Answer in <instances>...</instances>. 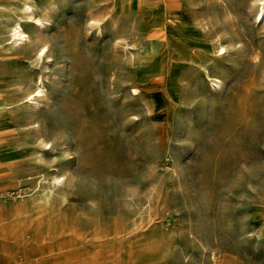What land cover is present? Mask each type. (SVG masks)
Masks as SVG:
<instances>
[{
  "label": "rangeland",
  "instance_id": "1",
  "mask_svg": "<svg viewBox=\"0 0 264 264\" xmlns=\"http://www.w3.org/2000/svg\"><path fill=\"white\" fill-rule=\"evenodd\" d=\"M19 1L0 0V264H264L256 1L183 0L168 17L226 47L193 57L176 104L142 70L171 58L165 25L145 23L162 0H27L49 21L43 58L8 39L11 13L32 22ZM206 72L220 89L200 83Z\"/></svg>",
  "mask_w": 264,
  "mask_h": 264
},
{
  "label": "bare ground",
  "instance_id": "2",
  "mask_svg": "<svg viewBox=\"0 0 264 264\" xmlns=\"http://www.w3.org/2000/svg\"><path fill=\"white\" fill-rule=\"evenodd\" d=\"M255 1L258 4V10L256 11L255 16H254V23L255 24H262V23H264V0H255ZM183 7H184V1L183 0H162V2L160 3V6L155 7L154 9L151 10V12L149 13V15L147 16L146 21H145L146 25L150 26V27H155V28L158 27L159 28V27H161V25H165V27L163 28L164 39H165L164 42L166 45H168L170 47L171 58L168 60V62L166 64H163L162 61H160V60H154L153 62H146V64L144 66H142V70H148L149 72L155 73L159 76V81L161 83V88H162V96L166 101H168L171 104H176L178 101L180 102V100H179L180 88H179L178 78H179L180 74L182 75V72L188 70L186 68L189 67V64L192 62L193 57L195 55H208L209 56V55H211L212 52L217 53V54H221V53L223 54L226 52L225 45L222 44V42L218 38L215 40H212L211 38L210 39L206 38L205 36H203L201 34L199 27L194 28L192 31L187 32L185 34H179L176 31V29H174L170 25H167V21L169 19L168 17L184 15V8ZM19 9H20V12L22 14H24V16L32 18V22L24 24L21 20H17L14 17L15 13H11V19L9 20V22L7 24V34H8V39H10V43L13 46H20L22 44L28 43L32 46L31 50L33 51V54L36 57L43 58L44 56H47V54L49 52V45L43 36L42 29L45 28L47 25L49 26V21L46 19H43L39 16H34L38 12V9L35 6L28 3L27 0H20L19 1ZM224 10H225V13L230 12V9L227 6H225ZM121 15H123V14H121ZM120 18L122 20V17H120ZM26 26L29 27L30 31L26 30ZM154 31H156V30H154ZM110 32H111V30H110ZM103 34H104L103 29L101 27H98L97 31H96L97 38L102 37ZM106 34H107V31H106ZM101 40H102V38H101ZM254 50L256 53L252 58L253 60L258 58L259 55H261L260 49L256 48ZM219 65H220V63H219ZM237 65H238V63H237ZM216 67L218 69H220L218 66H216ZM193 70H195V69H190V72H189V75H190L189 78L190 79L193 78ZM221 71H223V70H221ZM231 73H233V72H230V74ZM200 83L205 84V85H206V83H208L211 86V87L209 86L210 88L220 89L221 84H222V79L220 78V76H216V74L211 75L208 72H206V77L201 78ZM43 86H44V83L40 77L35 80V87L33 88V90H31L28 93V96H29V99L31 100V103H33L34 98L36 96H39L41 94ZM201 89L203 90V88H201ZM196 91H195V94H196ZM132 93L136 94V93H138V91L135 88H133ZM201 93H202V91H201ZM212 93H214V92H212ZM181 97H183V96H181ZM30 110H31L30 107H28L26 109L25 114L27 117H26L25 125L27 126L28 132L37 135L39 133L38 124H32L33 123V121H32L33 113ZM28 125H31V126L28 127ZM54 180L55 181L60 180V176L54 177ZM261 264H263V263L261 262Z\"/></svg>",
  "mask_w": 264,
  "mask_h": 264
}]
</instances>
